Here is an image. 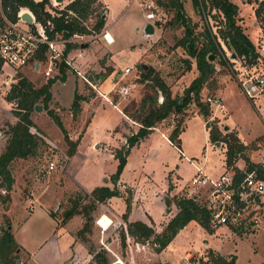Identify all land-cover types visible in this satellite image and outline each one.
Listing matches in <instances>:
<instances>
[{
    "label": "rangeland",
    "instance_id": "rangeland-1",
    "mask_svg": "<svg viewBox=\"0 0 264 264\" xmlns=\"http://www.w3.org/2000/svg\"><path fill=\"white\" fill-rule=\"evenodd\" d=\"M102 1L107 6L96 0L84 19L91 26L96 20L97 12L105 13V22L101 29L86 33L90 37L88 43L96 46L93 47L96 57L89 59L87 56L85 66H88L89 76L100 82L99 90L107 94L116 106L98 94L99 98L94 104H84L87 100H80L81 109L84 104V112L82 109L74 114L71 103L75 92L85 97L94 96L97 92L69 68L66 70L67 77L64 81L57 79L51 85V98L47 106L40 100L38 103L41 104V109L38 110L34 106L30 110L34 125L29 129L47 144L40 143L34 155L16 157L9 162L14 182L8 192L0 186V232L10 223L13 236L24 251L27 254L37 252L35 256L44 264H98V256L94 254L98 251L112 261L110 264H161L166 261H169L168 264H177L174 251L181 254L185 251L192 253L188 255L186 259L188 262L184 264H210L206 261L209 249L235 253V264H264V221L255 230L248 226L233 232L226 224L211 226V230H208L191 220L158 252L151 239L145 241L135 239L128 232L129 221H121L124 218L121 215L125 212L127 217L132 214L136 217L142 215L155 230H162L166 218H170L171 213L177 209L171 203L163 212L162 195L171 191L170 185L175 191L185 192L183 189L185 177L197 173V169L185 156L200 165L204 172L211 176L222 170L221 164L227 143L222 140L212 141L208 135L209 127L206 122L216 124L222 134L234 133L238 140L245 144L236 161L247 164L246 156L249 160H256L264 152V100L255 98L252 101L240 88L237 76L242 73L240 68L245 62L229 57L230 50L221 43L224 54L223 56L219 52L211 54L216 68L204 83L200 99L204 101L206 95H219L225 108L209 109V114L204 116L198 111L194 101L189 103L183 114L179 146L165 141L160 131L156 130L132 147L121 173L135 187L136 198L131 200L130 194V204L127 206L128 192H123L121 195L112 196L108 203L109 207L97 202L96 208L89 212L90 219L84 214L82 206L89 203V197L85 191L73 187L80 181L90 188L92 183L97 181V177H101L102 181L103 175L109 177L116 169L117 159L111 155V150L119 146L118 135H115L118 132L117 126L120 123L124 126L125 140L120 146L125 143V136L135 132L137 128L131 117L124 122L121 111L116 107L122 109L132 100L139 101L144 94L145 85L135 80L141 76L143 65L159 70L171 85L173 94H181L184 87L198 73L194 58H190L191 68H184L183 57L187 54L180 46L175 45L176 40L183 34V27L169 22L173 15L172 7L168 9L163 7L165 21L157 25L153 33L145 34L144 26L147 20L139 0ZM241 8L243 23L251 39L256 42L260 38L256 43V49L259 48L264 53L262 14L256 17L250 3L244 4ZM184 10L191 21L196 23L195 30L202 31L206 23L201 9L195 6L192 0H184ZM210 16L209 22H212L214 29L217 25L216 20L211 12ZM254 20L259 23L255 25ZM104 27L108 28L113 42L107 43L103 38L101 31ZM75 41L77 47H80L81 43ZM102 50L109 52V60L106 51ZM98 51L101 53H97ZM222 59L225 62H222ZM258 62L257 67L264 65L263 59L261 61L259 59ZM245 65L248 68V64ZM126 67L130 68L127 73ZM14 71L8 63H3L0 67V153L8 138V124L18 120L14 113L17 108L15 101L6 97L11 85L17 82L20 76H24L34 86H39L49 78L40 71H33L28 67L19 70L16 73L17 77L13 75ZM101 75L106 76L101 79ZM131 81L132 93L126 97L117 95L115 87L120 82ZM48 108H52L60 116L70 138L73 140L79 138L74 151L70 154L72 156L70 160L67 141L61 128L48 113ZM92 108L94 112L89 113ZM176 116L171 114L158 125H169L172 128ZM170 128L164 131L168 132ZM93 136L100 142L99 148L93 143L91 139ZM49 160L55 161L53 171L46 170ZM101 168L103 172L96 176ZM33 192L35 194L38 192L37 196L40 198L35 199ZM30 198L35 200L34 208L31 207L34 200L29 203ZM73 200L78 201V212L64 218V212L71 207ZM85 223L89 228L86 227L85 233H79L78 230ZM115 223L117 224L114 225ZM248 231L253 232L240 235ZM123 232L124 244L121 241ZM50 237L59 241L61 251L54 244L48 243ZM87 247L93 250L90 255H86ZM76 256L78 258L72 261ZM25 261L26 255L19 248L17 264H25Z\"/></svg>",
    "mask_w": 264,
    "mask_h": 264
},
{
    "label": "trees",
    "instance_id": "trees-1",
    "mask_svg": "<svg viewBox=\"0 0 264 264\" xmlns=\"http://www.w3.org/2000/svg\"><path fill=\"white\" fill-rule=\"evenodd\" d=\"M49 0H3L5 7H9L7 14L14 17V14L19 7L31 9L36 17L46 25V30L50 37L60 34L63 38H68L74 33H92L99 31L105 22L104 14L97 12L96 20L91 26L84 19L89 12V8L96 0H70L63 8L59 9L58 15H51L46 9V3ZM193 4L199 7L202 6L211 12L216 20L215 32H211L208 27H204L202 31L195 30V22L191 21L190 16L184 10V0H163L161 1L164 8L172 7L173 15L170 18V23H176L183 27V34L176 40L175 45L180 46L187 54L183 57L185 69L191 68V59L194 58L195 65L198 70L189 84L184 87L181 94H173L171 85L154 67L143 66L141 76L135 80L145 85L146 90L139 101L132 100L130 104L123 106L122 111L138 122V128L126 136V141L120 147L114 149V157L117 159L116 169L110 174V179L113 186L98 185L90 192H86L89 197V203L83 204L82 210L90 219V211L96 208L97 202H104L107 198L113 195H119L116 182L126 163L127 155L133 145L138 143L140 139L145 137L154 126L161 123L162 120L169 117L171 114L177 115L171 130L168 133L170 141L176 145H180V132L183 129L184 111L194 101L198 106V111L204 116L209 114V106L206 102L200 99V91L204 83L211 77L215 70V65L212 59H209L210 54H218L217 45L224 44L235 55V58L244 60L245 63H255L259 61L260 54L256 50L255 44L244 32L242 26L237 21L238 5L232 0H192ZM94 10V9H92ZM256 16L264 14V0H259L254 9ZM53 24L52 29L46 24L47 20ZM221 43V44H220ZM76 42L67 41L63 50L65 55L71 48L77 47ZM233 57V56H232ZM222 62H225L222 59ZM68 66L64 60L59 63V72L52 77H49L46 82L39 86H34L24 76H20L17 82H14L6 97L14 100L16 109L14 113L18 116V120L8 124V138L5 147L0 153V186L5 191L12 189L14 178L12 176L9 162L16 157H26L37 153L39 144L46 145L47 143L38 136L35 132L30 131L29 127L34 125L30 110L36 103L40 102L47 106L51 98V85L60 79L64 81L67 77ZM161 95V99H159ZM84 96L75 92L71 108L74 114L81 110L80 100ZM48 113L52 116L56 124L61 128L64 138L67 141V152L70 155L77 144L79 138L73 140L67 134L66 128L60 116L54 112L52 108H48ZM209 137L212 141H225L227 148L225 151V161L227 167L236 168L235 161L238 154L243 150L245 144L238 140L237 136L232 132L222 134L216 124H209ZM247 167L251 168L253 163L248 156L245 157ZM127 206L130 204V190H127ZM9 196V195H7ZM165 203L169 206L174 203L176 206L175 213L168 219L161 231L156 230L147 223L141 220L129 221L128 232L137 240L145 241L151 239L156 245V250L159 251L165 247L174 235L186 225L189 221L194 220L208 230H211L210 212L209 210L193 196H187L182 191L165 197ZM71 207L65 210L64 218H67L78 212V201L73 200ZM101 216V215H100ZM99 216V217H100ZM122 216L126 219L127 213ZM88 223V220H87ZM8 223L0 232V264H17L19 258V244L13 236ZM87 224L78 230L79 233H85ZM89 227H87L88 229ZM122 244L125 241L124 232L121 235ZM91 253L93 250L87 247ZM98 256V264H110L112 261L104 254L94 253ZM206 261L210 264H235V255L226 256L215 250L207 251Z\"/></svg>",
    "mask_w": 264,
    "mask_h": 264
},
{
    "label": "built area",
    "instance_id": "built-area-1",
    "mask_svg": "<svg viewBox=\"0 0 264 264\" xmlns=\"http://www.w3.org/2000/svg\"><path fill=\"white\" fill-rule=\"evenodd\" d=\"M62 1L49 0L46 9L51 15H58L61 7L57 5ZM161 1L163 0H139L146 22L152 23L154 29L166 19ZM199 8L203 13L206 27L214 33L216 27L212 29L213 24L209 22L210 12L201 2ZM7 11L9 7H5L3 0H0V67L3 63H8L14 68L15 77L18 76L16 73L25 67L40 71L45 77H52L59 72V63L64 60L69 69L75 71L105 100L111 101L107 94L98 89L97 81L89 76L88 67L80 60L81 47L71 48L65 55L63 54L67 41L78 40L81 44L88 42L90 37L86 33H74L68 38L56 33V36L50 37L46 25L39 21L31 9L19 7L14 17H10ZM24 12H28L30 19L22 17ZM101 13L105 17V13ZM262 21L264 23V14ZM46 24L52 29L53 24L49 19ZM108 32L107 27L101 31L106 41H109ZM217 47L218 52L223 56L220 45ZM259 51L260 61L264 60V55L260 49ZM245 64L248 63H244L240 68L242 73L237 76L240 88L250 100L253 101L255 98L264 100V65L257 67L259 62H255L248 64L247 68ZM129 71L130 68L126 67L125 72ZM132 82H120L115 87L117 95L126 97L131 94ZM204 102L212 110L225 108L220 96L216 94L206 95ZM113 105L116 106V103ZM250 161L253 163L251 168H248L246 163L243 165L235 163L236 168L227 167L215 176L196 167L197 173L184 179L183 193L198 199L209 210L211 226L226 224L233 230H242L249 226L255 230L264 221V152L256 160ZM55 166V161L49 160L46 170L51 171ZM32 201L33 199H30L29 203ZM31 207H34V202Z\"/></svg>",
    "mask_w": 264,
    "mask_h": 264
},
{
    "label": "crops",
    "instance_id": "crops-1",
    "mask_svg": "<svg viewBox=\"0 0 264 264\" xmlns=\"http://www.w3.org/2000/svg\"><path fill=\"white\" fill-rule=\"evenodd\" d=\"M70 0H63L60 4H59V6L58 7H64V5L65 4H67L68 2H69ZM104 5H105V7L107 6L102 0H100ZM233 2H235L237 5H238V14H237V21H238V23H240L241 24V26H242V28H243V30H244V32L249 36V38L251 39V37H250V35H249V32L247 31V27H246V25L243 23V16H242V14H241V10H242V6L244 5V4H246V3H250V5L252 6V8H253V10L255 9V7L257 6V4H258V1L259 0H232ZM255 12V11H254ZM255 16H256V14H255ZM257 17V16H256ZM259 23V21H257V20H254V24L255 25H257ZM261 26V25H260ZM262 26L264 27V25H263V21H262ZM261 26V27H262ZM259 29V28H258ZM257 29V30H258ZM261 33V32H260ZM258 36H260V35H258ZM260 39V38H259ZM258 39V40H259ZM252 40V39H251ZM258 40L256 41V42H254L253 40H252V42L255 44V47H256V43H258ZM261 41V40H260ZM260 41H259V43H260ZM107 43H111L112 41H106ZM91 43H88L87 42V46L86 47H81V45H80V47H81V52H82V56L80 57V60L82 61V62H84V64H86V62H87V60H88V58H87V56L89 57V59H91V57L93 58V57H96V54L94 53L95 52V48H93V47H96V46H91L90 45ZM263 46H264V44H263ZM102 47V46H101ZM103 52H105V53H107L106 55H108V60H109V52L107 51V50H102ZM97 53H101V51H98ZM263 55H264V53H262ZM109 63H110V61H109ZM87 65H89L88 63H87ZM88 67V66H87ZM91 67V66H90ZM100 68H102V66H101V64H100ZM105 76L106 75H101V79L104 77L105 78ZM101 81V80H100ZM100 84V82H97V86ZM99 89V88H98ZM101 91V90H100ZM102 92V91H101ZM81 94V93H80ZM83 95V94H82ZM84 98L85 99H83V100H87V101H85V103L84 104H86V103H89L90 105L91 104H94V102H96L97 100H98V98H99V95H98V93H96V95H94V96H91V97H85L84 96ZM103 98V97H102ZM101 99V98H100ZM104 99V98H103ZM84 104H83V112H84ZM92 106H94V105H92ZM119 111H121V113H122V115H123V117H124V122L125 121H127L130 117L127 115V114H125L123 111H122V109H120V108H118V107H116ZM82 109H81V111H82ZM90 110V109H89ZM82 112V113H83ZM92 112H94V108H92L91 109V111H89V113H92ZM132 119V118H131ZM133 120V119H132ZM134 122L137 124V128H138V122L137 121H135L134 120ZM161 125V124H160ZM160 125H158V126H154L152 129H151V131L145 136V137H143L142 139H144V138H147L148 136H150L151 134H152V131H156V130H159L160 131V135L162 136V138L165 140V141H168L169 143H172L171 141H170V139L168 138V133H169V131L168 132H165L164 130L165 129H167V128H170V126L168 125V126H160ZM117 130H118V132H116L115 133V135H118V143H119V146H120V144L121 143H123V141L125 140L124 139V126H123V123H120L118 126H117ZM137 128H136V130H137ZM171 129V128H170ZM132 133V132H131ZM130 134V133H129ZM77 135V134H76ZM208 135H209V131H208ZM75 137H78V136H75ZM80 137V136H79ZM126 137V136H125ZM91 139L93 140V143L95 144V146L96 147H100V142H98V139L97 138H95L94 136L93 137H91ZM142 139H140V141L142 140ZM139 141V142H140ZM138 142V143H139ZM173 144V143H172ZM174 145V144H173ZM119 146H117V147H119ZM134 146V145H133ZM132 146V147H133ZM176 146V145H175ZM109 147V146H108ZM132 147H131V149H132ZM177 147V146H176ZM131 149H130V152H131ZM114 149L113 150H111V155H113V157H114ZM130 152L128 153V155L130 154ZM128 155H127V157H128ZM191 163H192V165L194 166V168H196V167H200L201 168V166L200 165H198L197 163H195L194 161H192L188 156H185ZM115 158V157H114ZM70 159H72V156H68V160H70ZM116 159V158H115ZM127 161V160H126ZM67 164H68V162H67ZM66 164V165H67ZM117 164V163H116ZM126 164V163H125ZM236 164H239V165H243V163L242 162H240L239 160L238 161H236ZM223 167V168H222ZM221 168H222V170H224L225 168H227V165H226V161H225V155H224V157H223V161H222V164H221ZM54 170V169H53ZM52 170V171H53ZM203 170V169H202ZM222 170H220V171H222ZM115 171V170H114ZM113 171V172H114ZM204 171V170H203ZM220 171H218L217 172V174L220 172ZM103 172V168H101V169H99L98 171H97V174H96V176H98L99 174H101ZM111 174V173H110ZM215 175H216V173H214ZM188 177H190V176H186L185 178H188ZM112 181H111V179H110V176L109 177H107V176H105V175H103V180L101 181V177H97V181L95 182V183H92V185H91V187L90 188H87L83 183H81L80 181H79V183H76V186H74L73 187V189H81V190H83V191H85V192H90V190L91 189H93L95 186H98V185H108V186H110V187H112ZM116 185H117V187H118V189L120 190V195L124 192V193H127V190H130V192H131V200H134V198H136V195H137V191H136V189H135V187H133L132 186V184H131V182L125 177V176H123V173H120V175H119V178H118V180H117V182H116ZM169 189H171V191H169V192H166L165 194H163L162 195V201H163V204H164V209H163V212H164V210H165V208L166 207H169V206H167L166 205V203H165V195H167V196H171L172 194H174V193H177V192H179V190L178 191H175V190H173V188H172V185H170L169 186ZM37 194H38V192H36V194L33 192V195H34V198L36 199V198H40V197H38L37 196ZM114 196V195H113ZM111 198H112V196L111 197H109V198H107L106 199V201H104V202H100V204H102V205H107L108 207H109V205H108V203L110 202V200H111ZM31 199V198H30ZM33 199V198H32ZM34 200V199H33ZM174 204V203H173ZM175 205V204H174ZM36 206V204H35V200H34V207ZM106 206V207H107ZM33 207V208H34ZM105 207V206H104ZM105 207V208H106ZM107 207V208H108ZM176 208V207H175ZM176 211V210H175ZM175 211H173L172 213L174 214L175 213ZM171 213V216L173 215ZM118 214H120L121 215V213L120 212H118ZM122 216V215H121ZM165 217H167V216H165ZM168 219L169 218H166V220H165V224H166V222L168 221ZM135 221V220H141V221H143V222H146V223H148V225H151L150 224V222H148V221H146L144 218H143V216L142 215H140L139 217H136L135 215H130L129 217H127V219H125V218H123V220H121V221ZM112 222H113V220H112ZM198 223V222H197ZM117 223H115L114 225H116ZM152 226V225H151ZM153 228H154V226H152ZM164 227V226H163ZM185 227V225L182 227V228H184ZM229 227V226H228ZM181 228V229H182ZM230 228V227H229ZM181 229H179V231L181 230ZM232 229V228H231ZM159 231H161V229L160 230H156V232H159ZM178 231V232H179ZM233 232H237V231H235V230H232ZM177 232V233H178ZM250 232H253V231H248V232H243L242 234H240V233H238V234H240V235H243V234H247V233H250ZM176 233V234H177ZM175 234V235H176ZM175 235H174V237H175ZM173 237V238H174ZM51 239H49V242L48 243H52V244H54L60 251H61V248H60V244H59V241L56 239V238H53V237H50ZM172 238V239H173ZM171 239V240H172ZM19 243V242H18ZM20 244V243H19ZM20 249H21V251H23L24 253H25V255H26V261H25V264H44L43 262H41L36 256H35V254L37 253V252H33V253H30V254H27L25 251H24V248H22L21 247V244H20V247H19ZM85 248V247H84ZM41 248L39 247V249L38 250H40ZM88 250V249H87ZM157 251V250H156ZM158 252V251H157ZM217 252H219L220 254H222V255H224V256H226L227 258L230 256V254H234L235 255V261H236V254L235 253H233V252H220V251H217ZM90 255V252L88 251L87 253H86V255ZM192 253L191 252H188V251H185L183 254H181V253H179V252H177V251H174L173 252V255H175V258H176V262H177V264H184L185 262H188V261H186V259H187V257H188V255H191ZM33 256V257H30V256ZM35 256V257H34ZM77 256L79 257V255L77 254ZM73 257L72 258V261L73 260H76L78 257ZM70 262V261H69ZM168 263H169V261H167ZM62 264V263H61ZM65 264V263H64ZM68 264H70V263H68Z\"/></svg>",
    "mask_w": 264,
    "mask_h": 264
},
{
    "label": "water",
    "instance_id": "water-1",
    "mask_svg": "<svg viewBox=\"0 0 264 264\" xmlns=\"http://www.w3.org/2000/svg\"><path fill=\"white\" fill-rule=\"evenodd\" d=\"M22 17L23 18L30 19V15L28 14V12H24L23 15H22ZM144 32H145V34H151V33H153L154 32V26H153V24L150 23V22H146L145 23V26H144ZM86 46H87V42H84V43L81 44V47H86ZM232 56L235 57L234 54ZM208 58L209 59H212L213 57L210 54ZM143 66L145 68L147 67L146 64H144ZM35 108L38 109V110L41 109V104H39V103L35 104ZM225 127L227 128L228 126L226 125ZM161 264H168V262L166 261V262H163Z\"/></svg>",
    "mask_w": 264,
    "mask_h": 264
},
{
    "label": "bare ground",
    "instance_id": "bare-ground-1",
    "mask_svg": "<svg viewBox=\"0 0 264 264\" xmlns=\"http://www.w3.org/2000/svg\"><path fill=\"white\" fill-rule=\"evenodd\" d=\"M107 36L109 38V41H112V42L114 41L113 37L111 36V34L109 32H108Z\"/></svg>",
    "mask_w": 264,
    "mask_h": 264
}]
</instances>
